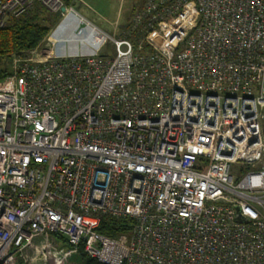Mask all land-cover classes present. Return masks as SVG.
I'll list each match as a JSON object with an SVG mask.
<instances>
[{
    "label": "built area",
    "instance_id": "built-area-1",
    "mask_svg": "<svg viewBox=\"0 0 264 264\" xmlns=\"http://www.w3.org/2000/svg\"><path fill=\"white\" fill-rule=\"evenodd\" d=\"M36 3L81 39L10 59L0 260L264 264V0H144L122 36L63 0H0V29Z\"/></svg>",
    "mask_w": 264,
    "mask_h": 264
},
{
    "label": "trees",
    "instance_id": "trees-1",
    "mask_svg": "<svg viewBox=\"0 0 264 264\" xmlns=\"http://www.w3.org/2000/svg\"><path fill=\"white\" fill-rule=\"evenodd\" d=\"M70 1L64 0V6L69 7L71 5ZM134 12L135 7L132 8L126 19L127 24L123 32L127 29L131 19L130 16ZM59 19L60 14L51 13L39 3L33 5L26 14L9 19L7 25L0 29V82L10 75V59L12 56L35 49L47 37ZM122 35L123 33L119 36ZM125 224L123 221L110 223L107 219H104L101 231L106 235L116 236L128 232L129 227ZM78 257L80 264H101L90 258L83 247L79 248ZM17 264H20L18 258Z\"/></svg>",
    "mask_w": 264,
    "mask_h": 264
},
{
    "label": "rangeland",
    "instance_id": "rangeland-1",
    "mask_svg": "<svg viewBox=\"0 0 264 264\" xmlns=\"http://www.w3.org/2000/svg\"><path fill=\"white\" fill-rule=\"evenodd\" d=\"M139 1L140 0H77L76 3V0L73 2L71 0V5L67 7V9L74 6L75 10L79 12L80 15L99 26L102 30L112 36H119L124 33L123 30L126 26L124 23H126V19L128 18L133 6ZM62 17L63 16L60 15L59 21L52 28V30L60 23ZM117 21L121 24L116 25L115 23ZM109 51H111V49L107 50V52ZM11 82L12 79L10 72V75L0 82V89H8ZM50 251L51 249L49 248L42 252L38 251L37 253H31L29 256L30 258H35V260L38 261L37 264H80L78 254L68 255L66 258V254H64V252L61 253L52 251L51 253ZM18 262L20 264H30V260H25L20 257H18Z\"/></svg>",
    "mask_w": 264,
    "mask_h": 264
},
{
    "label": "bare ground",
    "instance_id": "bare-ground-1",
    "mask_svg": "<svg viewBox=\"0 0 264 264\" xmlns=\"http://www.w3.org/2000/svg\"><path fill=\"white\" fill-rule=\"evenodd\" d=\"M81 26L79 20L72 12H65L64 18L48 35V39L51 42L66 43L68 50H73L76 44L81 39ZM85 28H83L82 33L85 34ZM7 60V59H6ZM10 84V83H7ZM6 88V87H5ZM67 257V254H66ZM30 260V264H37L38 261L35 258L27 256ZM19 263V262H18ZM22 264V263H21Z\"/></svg>",
    "mask_w": 264,
    "mask_h": 264
},
{
    "label": "crops",
    "instance_id": "crops-1",
    "mask_svg": "<svg viewBox=\"0 0 264 264\" xmlns=\"http://www.w3.org/2000/svg\"><path fill=\"white\" fill-rule=\"evenodd\" d=\"M74 0H72V2H73ZM76 3H77V0H76ZM143 4V0H140L139 2H137L134 6H133V8L135 7V11L137 10V9H139V7L141 6ZM74 7V6H73ZM132 15V14H131ZM131 17V16H130ZM116 25H119V24H121V23H119L118 21L115 23ZM127 23H124V25H126Z\"/></svg>",
    "mask_w": 264,
    "mask_h": 264
},
{
    "label": "water",
    "instance_id": "water-1",
    "mask_svg": "<svg viewBox=\"0 0 264 264\" xmlns=\"http://www.w3.org/2000/svg\"><path fill=\"white\" fill-rule=\"evenodd\" d=\"M62 12H65L66 11V8L63 7ZM237 221H243L244 219L240 216V214L237 215V218H236ZM0 264H4V261L3 260H0Z\"/></svg>",
    "mask_w": 264,
    "mask_h": 264
}]
</instances>
